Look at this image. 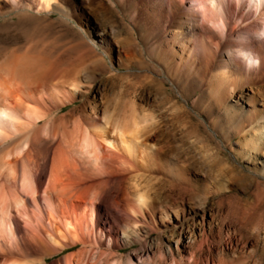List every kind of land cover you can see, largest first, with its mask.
Listing matches in <instances>:
<instances>
[{
    "label": "rangeland",
    "instance_id": "374dc122",
    "mask_svg": "<svg viewBox=\"0 0 264 264\" xmlns=\"http://www.w3.org/2000/svg\"><path fill=\"white\" fill-rule=\"evenodd\" d=\"M52 1L45 10L38 0H0V77H8L9 66L17 80L2 96L37 106L42 113L36 135L29 137L35 139L36 152L45 143L50 157L55 148L67 153L69 174L79 182L75 191L84 187L85 195L69 218L82 220L78 234L86 243L42 257L44 249L33 246L27 251L12 230L5 240L9 244L16 236L20 250L13 258L24 264H65L64 256L78 258L82 252L81 262L72 258L74 264H129L136 261L135 255L149 257L140 264H264V127L259 122L264 115V68L244 76L234 67L225 84L212 88L207 81L217 59L202 71L187 73L182 60L192 38H173L177 13L168 14L164 2ZM229 2L236 6L235 0ZM235 13L229 14V21ZM205 58L203 63L209 61ZM91 118L114 124L136 119L142 130L130 137L131 150L123 149L110 130L115 148L112 153L102 150L96 168L82 147L73 146L70 155L62 143L63 137L79 141L84 130L89 131ZM149 123L153 137L144 135ZM6 129L0 149L11 145L10 138L24 136ZM1 150L0 156H5L7 151ZM19 154L13 156L21 160ZM6 165L0 173L3 189L9 185ZM110 175L114 180L104 190L101 183ZM139 194L144 201L140 207L135 203ZM99 202L122 217L114 235L120 239L128 227L130 244L121 245L95 229ZM19 205L12 206L13 214L22 226H33L32 208L24 214V204ZM57 242L47 237L45 246L58 248L72 239Z\"/></svg>",
    "mask_w": 264,
    "mask_h": 264
},
{
    "label": "bare ground",
    "instance_id": "6f19581e",
    "mask_svg": "<svg viewBox=\"0 0 264 264\" xmlns=\"http://www.w3.org/2000/svg\"><path fill=\"white\" fill-rule=\"evenodd\" d=\"M160 1L164 2L163 6L164 8H166L168 14H170L171 12H175V14L177 13V19L175 20L174 23L175 26L172 27L173 31L172 32L170 31L171 33L174 34L173 38L177 39L180 35H184V34L190 35L192 38L191 39L192 41L187 45L185 49L186 51L185 58L182 60L185 64L188 74H190V72L193 71L197 72L204 70L203 69L204 65L207 66L211 61H215V59H217L216 67L211 71L207 82L210 87L219 88L222 84H225L227 82V79L229 78L230 73L232 72L231 69L234 67L237 70H239V72L244 76H249L253 73H256L258 69L264 68V2H257V0H252V5H253L252 6L250 0H235L236 6H233L232 4L231 6L229 4L231 3L229 2V0H160ZM38 2L40 8L42 9L44 8L45 10H48L50 4L53 1L38 0ZM233 11H236L235 13L236 16L233 20L231 19L232 21H229L230 19L228 16L229 14L231 15ZM237 50H250L252 54L246 56V60L249 64L254 65L255 61L259 59L260 61L259 68L253 67L251 70H246L245 67L242 65L241 61L237 58L236 55ZM205 57L206 58L209 57L208 59L209 61L203 63L204 61L203 59ZM212 63L213 62H211V64ZM14 64L15 63H13L12 66ZM214 64L215 62L213 63V65ZM12 69L13 67L11 68V70ZM7 70H9L6 71V73H8L7 74L8 77L6 78L3 77V79H1L2 77H0V136L5 135L4 129L8 130L6 128H9L10 131L12 130L14 133L24 132V136L21 137V140L18 139L20 142L22 141V143L19 142L21 145H18L19 143L18 140H16L17 138L15 139L17 144L16 146L13 145L15 141L11 140L10 138V141H13L10 143L12 146H14V149L10 147L11 145H9L8 143L7 144L9 145L8 147H10L13 151L15 150L14 152L18 154L25 146V144H28V146L26 145L27 146L26 149L28 150L25 152V155H23L20 152L23 155L22 156L23 158H21V154H19L20 155L19 157L21 158V160H19V158H17L18 156L17 157L13 156L14 152L6 146L7 145L6 143L4 146H6L9 150L7 151V149H5L6 147L4 148V146H2L1 148V149L4 148L3 150L5 152L7 151V153L5 156H4L5 153L2 154L4 157L2 155L0 156V169H1L0 173L3 170L1 167L5 166L6 164L7 165L9 164L8 165L9 168L6 170L7 174L4 175L6 177L5 181H8L7 183H9V185L8 188L6 189L5 188L3 189V186H1L2 188L0 187V264H24L25 262L22 263L21 261H18L13 258L14 251L17 252L20 250L15 243V237H16L15 234L18 236L19 240L24 243L25 249L27 251L32 250L33 246L40 247V249L41 248L44 249V253L42 252L43 255H40L42 257L52 255L58 252L59 250L65 248L66 246H69L71 244L73 245V243H81V244L86 243L83 237L79 236L78 234V227H80V223L82 222V220L80 219L81 220L80 222V220L77 219L72 220L69 218V213L75 212L76 207H78L79 202L85 198V195L82 192L84 187L82 188L81 192L75 191L76 183L79 182L76 179L74 180V178L69 174L70 167L67 168L68 164L66 165L67 159L65 158L68 157L66 156L67 153H64L63 150H61V148L59 150H56L55 148L54 150H52L53 154L50 157L49 155L51 154L49 152L50 148H48L47 147L48 145H46L45 143L42 145V147L40 146L41 151L36 152L37 150L36 151L34 150L35 148L34 145H36L34 141L35 139L30 140L29 137L32 138L36 135L35 133L37 131H35V129L36 127L38 128L37 126L38 121L43 117V115L41 112H40L41 114L39 113L40 115L37 113L39 111L37 109L38 108L37 106L35 109V107L33 108L31 106L22 104L20 100L15 98L12 101H6V98L3 97L5 96V94L2 92L5 91L6 89L9 90V87L13 86L15 80L14 78L16 77V74H14L15 76L14 75L11 76L12 74L10 72L9 66L7 67ZM16 81L17 80H15V82ZM24 82H28V81L25 80ZM30 83L31 82L28 83L29 86H31L32 84ZM17 86H19V84ZM15 88L16 86L14 84V89ZM18 90H20V88ZM7 93H9V91ZM11 95H13V92L11 93ZM58 108H60V106ZM128 122L129 120L125 122L126 124L125 123L117 124L118 122L114 124V123H109L107 119L102 120L97 118H93V119L91 118L87 122L88 125L86 124L88 128H90L89 131H86L85 129L83 134H81L82 138H80L79 141L73 139V142H70L68 141V139H64L63 137L64 135L63 136L61 135L63 137V138L61 137L63 141L62 143H64L63 146H65L64 150H66L68 154L71 155V152L75 150L73 146L78 145L79 148L82 147L83 153L87 156V158H89V160L88 159L87 160L88 161L91 160V163H93L97 168L101 165L100 153H102V150L108 149L109 153L110 152L112 153V148H115L114 141L111 140L109 136L110 130L112 132H115V134L118 136L117 137L119 138L118 144L121 147H123V149L131 150L133 148L131 146L130 137L133 136L136 138V136L142 130V126L140 124L141 121L139 120L137 121L136 119L130 121V123ZM259 122H261L260 123L261 126L264 127V115L260 118ZM46 124L47 125L46 126L44 125V128H47L49 126L48 122ZM107 124H109V129L106 128ZM145 125L146 126H144V128L146 129V131L144 130L145 131L144 135L148 133L146 136L149 137L150 129L148 128L149 126L147 125H153V124L149 123ZM79 127H80L79 129H81V126ZM250 128L253 129V131L251 132L255 131L253 125H250ZM46 131L48 132V130ZM44 133L45 131L42 134L44 135ZM17 136L19 138V135ZM3 140H5V138L2 140L0 138V142H2V145L4 143ZM59 144H61V142H59ZM79 148L78 147L76 148V152L77 150H79ZM3 150H1V152ZM82 151L80 152L82 153ZM20 164L21 166H19ZM45 179H46L45 185L43 186ZM112 179L114 180V178H112L110 175V177H107L105 180L102 181L101 184L104 185V190L106 184L112 181ZM94 190L93 192L95 193ZM119 191L121 190L119 189ZM122 191L121 194H123ZM85 192H87V189ZM98 193L99 192L97 191L95 195ZM135 203L137 204L138 207H140V205H143L144 201H143V196L141 194L137 195ZM14 204L16 205V207L17 205L20 206L19 204L23 205L22 212L24 214H27L28 206L32 208L31 216L33 218V226H29L31 228L26 227L25 226L26 224L22 226L18 217L15 214H13L12 206ZM126 205L125 206L122 205V208H124V210L125 207L128 208V205L127 206ZM110 208L111 207H108V205L105 204V202L104 203L99 202V204L97 205L95 223H93L95 224V229H98V231L100 230L102 233H104L106 237H110V238L114 237L115 242L117 243L119 242V244L121 245L125 246L130 244L131 243L129 239L130 237L128 236V233L125 231L126 229H128V227L126 226H125L126 229L122 230L123 232L122 237L120 239H118L117 237L116 239V236L114 235L115 234L114 229L115 228L117 229L116 226L120 225L119 223H121L122 217L115 215L117 214L115 212H114L115 214H113L112 213L113 211H111ZM111 219H113V222L111 221ZM105 227L107 229H105ZM12 230L13 233L15 232L14 234L15 237L13 236L14 238L10 239L8 244L7 241L5 240V236L8 235V233H11ZM92 231L94 232V230ZM132 233L136 236V232L134 229L131 231V234ZM68 236L71 237L72 243L63 242V244H61V246L58 248L56 247V248L48 249L46 247L47 237H49L52 241L57 242V240L59 239L64 241L65 239H67ZM81 254H79L80 256L78 255L79 256L78 258L74 257V254L71 253L67 254L66 256H64L65 264H74L73 263L74 258L77 259V262L80 261L82 259L81 256H83L82 252ZM135 260H136L135 262L129 260V264H140L142 262L148 263L149 257H147L145 260H142L141 257L135 255ZM116 261L117 260H115V263ZM77 262L76 264L79 263ZM120 262L117 263L120 264ZM28 264H33V262H29ZM51 264H62V263L60 260H56Z\"/></svg>",
    "mask_w": 264,
    "mask_h": 264
},
{
    "label": "clouds",
    "instance_id": "9594fccd",
    "mask_svg": "<svg viewBox=\"0 0 264 264\" xmlns=\"http://www.w3.org/2000/svg\"><path fill=\"white\" fill-rule=\"evenodd\" d=\"M257 2H264V0H257ZM250 3L252 5V0H250ZM253 6V5H252ZM259 38V37H258ZM252 54L250 50H237V58L241 61L242 65L245 67L246 70H251L253 67L259 68L260 66V61L257 59L255 61V64H249L246 60V56Z\"/></svg>",
    "mask_w": 264,
    "mask_h": 264
}]
</instances>
